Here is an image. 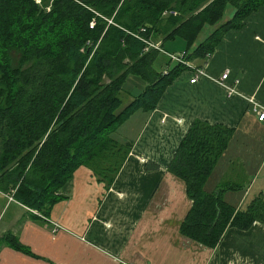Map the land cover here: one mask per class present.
Listing matches in <instances>:
<instances>
[{"label": "trees", "instance_id": "obj_1", "mask_svg": "<svg viewBox=\"0 0 264 264\" xmlns=\"http://www.w3.org/2000/svg\"><path fill=\"white\" fill-rule=\"evenodd\" d=\"M228 6L233 15L221 23ZM262 7L264 0H0V193L46 217L81 166L108 189L132 146L112 135L137 111H153L188 70L156 72V52L144 54L137 37L180 39L187 62L205 60ZM204 26L213 31L190 52ZM128 76L148 85L123 107ZM231 135L195 120L167 167L192 201L179 233L211 249L228 228L264 225L263 197L240 211L223 199L232 187L206 188ZM1 245L30 253L10 234Z\"/></svg>", "mask_w": 264, "mask_h": 264}, {"label": "crops", "instance_id": "obj_2", "mask_svg": "<svg viewBox=\"0 0 264 264\" xmlns=\"http://www.w3.org/2000/svg\"><path fill=\"white\" fill-rule=\"evenodd\" d=\"M163 38L146 39L155 48L145 45L143 52L155 51L152 67L165 74L177 64L169 67L163 50L174 40ZM188 64L204 75L192 84L193 71L186 66L153 111H137L113 134L132 146L108 189L81 166L46 217L0 193V210L6 209L0 213V238L13 235L30 252L1 245L0 264H264V225L258 222L245 231L228 228L213 249L182 236L179 227L192 201L185 183L167 171L195 120L220 125L232 135L206 188L232 187L223 199L240 211L264 198V119H258L264 112V7L241 29L226 32L207 59ZM132 77L138 95L148 83Z\"/></svg>", "mask_w": 264, "mask_h": 264}, {"label": "rangeland", "instance_id": "obj_3", "mask_svg": "<svg viewBox=\"0 0 264 264\" xmlns=\"http://www.w3.org/2000/svg\"><path fill=\"white\" fill-rule=\"evenodd\" d=\"M34 1L36 2V4L40 5V0H34ZM47 10H48V8H47ZM233 11H234V9L231 6H228L227 9H226V11H225V13H224V17H223V20L221 21V23H223L226 20L230 19L232 17V15H233ZM212 31H213V27L204 26L203 29L201 30L200 34L198 35V37H197V39L195 41V44H194L193 48H191L189 51L192 52V50L194 49V47L196 45H198L199 43L203 42ZM178 46H180V47L182 46L183 47L184 46L183 45V42L180 39H175L174 41H168V42H166L165 43V46H163V50L166 51L165 53H167V54L179 55L181 52L178 53L179 51H176V49H177ZM172 51H173V53H171ZM161 57H163V56H161ZM156 65H157V63H156ZM174 65H175L174 62H170V66L169 67H173ZM133 79H135V78L132 77V76L129 77V79L126 81L125 85L123 86V90L121 91L120 98L122 100L123 107L126 106L137 95V93H138V91L132 90V89H134V85L133 86L131 85L132 82H133ZM112 136H113V138L115 137L117 139V137L115 135H112ZM14 209L15 208L12 206L8 210V212L5 215V218L3 220L4 222L6 221V219L10 215V213L12 211H14ZM2 210L3 209L1 208L0 213L2 212ZM3 211H6V209L3 210Z\"/></svg>", "mask_w": 264, "mask_h": 264}, {"label": "built area", "instance_id": "obj_4", "mask_svg": "<svg viewBox=\"0 0 264 264\" xmlns=\"http://www.w3.org/2000/svg\"><path fill=\"white\" fill-rule=\"evenodd\" d=\"M169 13H171L173 16H176L177 13L172 11V12H164L163 15H168ZM141 32H145V29L142 28L141 29ZM135 37H137L136 35H134ZM138 39H140L147 47H150V48H155V45L152 44L149 40H146L144 38H140V37H137ZM168 58L176 63V64H181V65H185L187 67H189L190 69H192L193 71V78L190 80V83H195V81L201 77L202 75H204V72L202 69H199V68H194V67H190L188 62L186 61L185 57H186V53L185 52H182L180 55H173V54H167ZM166 73V72H165ZM228 76H229V73L228 71H225L222 75H221V78L219 80V84L222 85V86H225L226 85V81L228 79ZM231 92L233 91L232 89L230 90ZM258 119L260 121H262L264 119V112H260L258 114ZM33 214L35 215H38L36 211H31ZM42 217V216H41ZM43 219V218H42ZM54 228L55 229H58V226L55 224V223H52Z\"/></svg>", "mask_w": 264, "mask_h": 264}]
</instances>
